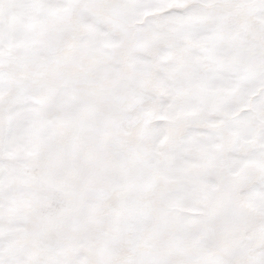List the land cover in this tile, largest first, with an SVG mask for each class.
<instances>
[{
  "label": "snow or ice",
  "instance_id": "6c2138e0",
  "mask_svg": "<svg viewBox=\"0 0 264 264\" xmlns=\"http://www.w3.org/2000/svg\"><path fill=\"white\" fill-rule=\"evenodd\" d=\"M0 264H264V0H0Z\"/></svg>",
  "mask_w": 264,
  "mask_h": 264
}]
</instances>
